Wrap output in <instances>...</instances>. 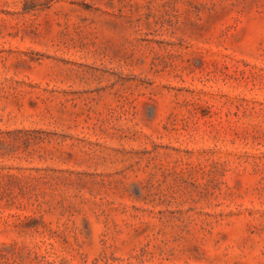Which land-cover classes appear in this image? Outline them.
<instances>
[{
  "label": "rangeland",
  "instance_id": "374dc122",
  "mask_svg": "<svg viewBox=\"0 0 264 264\" xmlns=\"http://www.w3.org/2000/svg\"><path fill=\"white\" fill-rule=\"evenodd\" d=\"M0 264H264V0H0Z\"/></svg>",
  "mask_w": 264,
  "mask_h": 264
}]
</instances>
